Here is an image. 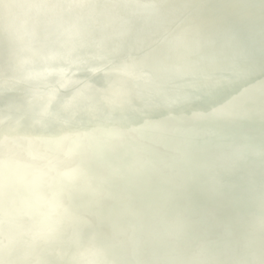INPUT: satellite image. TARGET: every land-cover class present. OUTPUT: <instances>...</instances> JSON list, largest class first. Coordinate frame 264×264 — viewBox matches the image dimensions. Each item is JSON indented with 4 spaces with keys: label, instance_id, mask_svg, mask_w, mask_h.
<instances>
[{
    "label": "water",
    "instance_id": "95a60500",
    "mask_svg": "<svg viewBox=\"0 0 264 264\" xmlns=\"http://www.w3.org/2000/svg\"><path fill=\"white\" fill-rule=\"evenodd\" d=\"M135 2L140 20H153L147 1ZM11 3L0 19L26 43L55 23L75 42L77 21H94L86 46L97 64L75 66L76 57L45 67L38 44L32 63L28 48L0 52V264H264V46L248 21L236 19L241 46L218 23L222 62L201 26L194 58L209 50L223 85L214 96L193 84L192 96L173 97L161 86L180 94L191 84L180 68L148 67L143 51L140 66L108 61L104 46L127 32L125 19L107 23L88 10L74 23L61 1ZM238 60L247 63L239 82L228 71ZM201 76L196 66L192 80Z\"/></svg>",
    "mask_w": 264,
    "mask_h": 264
},
{
    "label": "bare ground",
    "instance_id": "6f19581e",
    "mask_svg": "<svg viewBox=\"0 0 264 264\" xmlns=\"http://www.w3.org/2000/svg\"><path fill=\"white\" fill-rule=\"evenodd\" d=\"M57 1H61L66 10L72 12L71 18L74 23H76L74 15L85 14L88 10H94V14L98 16V19L107 23H113L118 17L125 19L127 23L129 22L127 32L122 34L123 36L120 37L118 42L105 44V49L109 48L113 51V57L108 59V61L112 65L116 63L125 64L127 62L140 66L141 57L137 56V54L143 51L145 57L147 55L149 57V59H146L148 67L163 71L169 67L180 68L182 73L189 77L188 83L191 84L185 85L180 94H175L174 89L161 86L163 95L189 97L193 92H191V89H186L193 84H200L209 96H214L220 92L222 82L215 77V68L217 66L216 62L210 59L209 50L204 52L203 61H198L194 58V50L202 48L204 45V39L200 32L202 31L201 26H204L208 36L213 37L215 40L213 51L217 55V62L223 61L226 46L225 40L220 37L218 31L219 22H222L226 28L234 30L237 36L236 46H241L246 36L240 29L236 19L243 18L247 20L255 32L253 35H256L259 39V44L264 46V35L261 34L264 31L262 29L264 28V0H171L172 3L168 7L162 4L161 0H146L150 12L155 16L152 18L153 20L148 22L140 20L141 11L137 8L135 0H126L129 6L127 5L125 11L123 10V4L119 3L124 0H114L112 5L105 0H87L88 4H85L83 0ZM11 4V0H0V7L7 8L9 14H12L15 8ZM167 9L170 10L169 16L179 22L176 28L167 25V17L162 14ZM233 10H237L240 16L233 15ZM24 20V18L21 19V21ZM91 23L93 25L94 21H77V29L73 32L76 38L75 42L66 38L67 34L62 24L55 23L49 28H38L35 34L36 37L27 38L26 43L25 41L13 40L11 37L13 28L5 25L6 23L0 19V41H7L4 45H0V52L6 56L15 54L18 51L17 49L28 48L30 49L28 51L30 59L27 58V61L32 63L35 58L31 56V51L35 44H38L37 46H40L41 49H37V52L40 53L41 57H44L43 62L45 64L42 65L45 67H56L57 65L59 69L66 68L70 65L69 61L76 57H82L83 61H76L73 64L75 66H83L85 64L95 66L97 64L96 56L93 58L92 52L86 46L92 41L86 37V31L89 30ZM179 26L180 28H178ZM118 29L119 27L113 28V30L109 31V34L114 35ZM166 33L174 36L176 42L174 47L168 46L161 38L162 34ZM261 60L264 65V58H261ZM244 64L247 66L246 62ZM244 64L238 60L228 65L229 75L232 76V79L238 81L236 73L244 67ZM42 65H39L38 68ZM1 66L5 65L1 64ZM196 66H200L202 69V76L198 80L199 82L192 80L193 70ZM36 67L30 68L29 66L28 69L25 68L24 72L28 73L29 76H34L38 69ZM3 81L12 82L7 77ZM8 86L12 85L8 84Z\"/></svg>",
    "mask_w": 264,
    "mask_h": 264
}]
</instances>
